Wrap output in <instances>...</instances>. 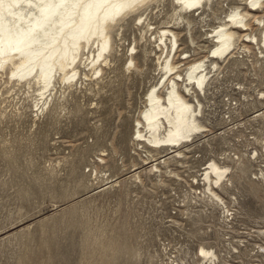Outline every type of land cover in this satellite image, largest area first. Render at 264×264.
Listing matches in <instances>:
<instances>
[{"label": "rangeland", "instance_id": "1", "mask_svg": "<svg viewBox=\"0 0 264 264\" xmlns=\"http://www.w3.org/2000/svg\"><path fill=\"white\" fill-rule=\"evenodd\" d=\"M249 2L150 1L114 24L101 72L89 44L80 76L56 77L43 106L38 84L0 70V264H264V47L242 40L260 39L264 8ZM234 10L254 15L250 28L211 67V32ZM163 29L182 74L211 67L204 91L186 94L205 130L179 157L134 133L153 85L165 91ZM212 161L228 168L212 184L221 200L204 180Z\"/></svg>", "mask_w": 264, "mask_h": 264}, {"label": "bare ground", "instance_id": "2", "mask_svg": "<svg viewBox=\"0 0 264 264\" xmlns=\"http://www.w3.org/2000/svg\"><path fill=\"white\" fill-rule=\"evenodd\" d=\"M150 1L152 0H0V70L9 67L13 77L25 80L28 84H38L39 96L36 95L43 106L51 96L56 77L60 82H65L74 80L79 75L77 62L81 61L82 51L89 44L96 46V54L91 55L89 60L90 68L94 72H101L102 69L95 67V63L101 60L105 64L109 59L105 54L112 48L111 30L114 24L125 15L148 5ZM176 1L179 6L194 11L203 8L209 0ZM249 1L250 10L259 7L263 10L264 0ZM253 16L248 11L234 10L228 15L226 24L219 25L211 32L215 38L214 48L209 51V56L214 59L211 67L218 66L215 59L233 55L239 31L250 28L249 19ZM173 32L163 29L158 36L160 44L157 46L161 48L163 45L167 49L163 62H159L162 65L165 91L161 93L157 89L158 85H153L145 97L146 106L135 121L134 133L137 140L148 141L159 148L177 147L175 153L179 157L182 154L179 150L182 144L189 141L194 133L205 130L200 121L201 104L199 101L197 105L190 102L186 99V94L193 93V90L204 91L210 79L211 67L203 60L197 61L189 65L185 74H182L177 64L169 58L173 48L177 51L178 46L177 34ZM244 36L246 38L243 41H254L259 47H264V32L259 40L250 34L245 33ZM133 61L130 58L128 62L131 65L134 64ZM156 167L157 164L154 168ZM227 170V167L222 168L212 161L204 173L208 191L219 200L221 199L213 192L212 184L221 185ZM201 251L207 254L206 250Z\"/></svg>", "mask_w": 264, "mask_h": 264}]
</instances>
